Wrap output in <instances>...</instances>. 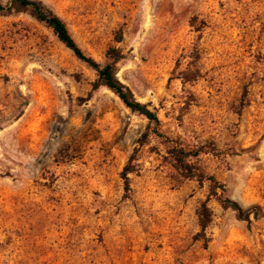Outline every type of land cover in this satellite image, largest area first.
Returning a JSON list of instances; mask_svg holds the SVG:
<instances>
[{"label": "rangeland", "instance_id": "obj_1", "mask_svg": "<svg viewBox=\"0 0 264 264\" xmlns=\"http://www.w3.org/2000/svg\"><path fill=\"white\" fill-rule=\"evenodd\" d=\"M40 1L98 63L122 51L158 132L44 23L0 13V264H264V0Z\"/></svg>", "mask_w": 264, "mask_h": 264}, {"label": "trees", "instance_id": "obj_2", "mask_svg": "<svg viewBox=\"0 0 264 264\" xmlns=\"http://www.w3.org/2000/svg\"><path fill=\"white\" fill-rule=\"evenodd\" d=\"M22 11H28L37 21L49 27L56 38L68 48L76 58L86 63L96 72V79L92 84L93 89H96L100 85L105 86L113 92L130 111L144 116L152 123L154 126V133L158 132L156 127L159 124V119L156 113L149 109L146 104L135 100L130 90L116 77V66L118 62L124 58V54L120 49L116 47L108 48L105 54V62L103 64L98 63L81 50L68 31L64 21L40 0H6L4 3L0 1V13L9 14ZM189 155L190 153L188 151H184L181 148L177 149L174 154L178 166L184 171L186 170L185 159ZM129 172H131V169L125 167L122 173L125 188L128 186L127 174ZM188 172L190 176L196 177L200 182L205 178L201 173ZM207 179L209 180L210 195L215 198L223 209L234 211L237 218L242 220H248L251 213H253L254 217L257 216V207L242 208L235 200L224 195V186L216 181L214 177L210 176L207 177ZM198 215L200 228L204 230L211 217V212L206 202L202 203Z\"/></svg>", "mask_w": 264, "mask_h": 264}]
</instances>
